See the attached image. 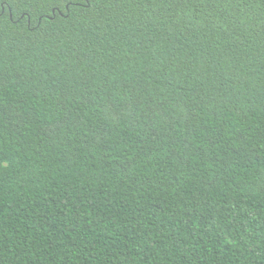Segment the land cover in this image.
I'll list each match as a JSON object with an SVG mask.
<instances>
[{
    "label": "trees",
    "instance_id": "trees-1",
    "mask_svg": "<svg viewBox=\"0 0 264 264\" xmlns=\"http://www.w3.org/2000/svg\"><path fill=\"white\" fill-rule=\"evenodd\" d=\"M0 264H264V0H0Z\"/></svg>",
    "mask_w": 264,
    "mask_h": 264
}]
</instances>
